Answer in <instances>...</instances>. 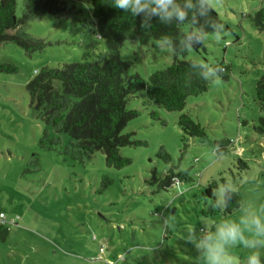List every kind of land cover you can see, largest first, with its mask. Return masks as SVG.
I'll return each mask as SVG.
<instances>
[{
  "label": "rangeland",
  "instance_id": "1",
  "mask_svg": "<svg viewBox=\"0 0 264 264\" xmlns=\"http://www.w3.org/2000/svg\"><path fill=\"white\" fill-rule=\"evenodd\" d=\"M14 1L21 18L23 0ZM65 1L73 4L70 13L45 14L20 26L42 40L43 49L27 54L13 43L0 44V64L16 68L0 71V213L7 229L0 264H200L189 235L207 220L237 218L242 203L264 205V133L255 130L264 110L254 93L264 72V30L248 17L262 0H209L223 29L203 35L204 50L178 57L206 67L207 89L187 97L182 112L148 104L142 93L131 95L126 108L138 115L122 134L141 144L119 149L129 159L120 168L107 166L101 152L89 159L70 155L68 137L45 132L29 104L25 85L40 69L81 62L85 51L91 52L88 60L104 59L90 1ZM119 56L130 63L129 74L144 80L173 61L171 48L154 40L125 41ZM214 66L227 67L226 79ZM180 113L198 123L204 136H184ZM170 169L187 170L192 181L176 182L184 191L177 192L175 183L155 192L146 183ZM212 181L216 200L223 182L233 186L238 209L223 215V206L202 195ZM232 251L244 264L249 250L237 245Z\"/></svg>",
  "mask_w": 264,
  "mask_h": 264
},
{
  "label": "trees",
  "instance_id": "2",
  "mask_svg": "<svg viewBox=\"0 0 264 264\" xmlns=\"http://www.w3.org/2000/svg\"><path fill=\"white\" fill-rule=\"evenodd\" d=\"M89 1L93 32L96 37L104 40L106 48L103 61L88 60L91 52L85 51L81 62L40 69L25 85V90L29 96L30 107L38 111L44 131L68 137L74 148L68 151L70 155L74 157L76 152L79 157L89 159L93 153L101 152L107 166L120 168L127 165L129 159L121 157L119 149L126 145L141 144L137 141L133 143L129 140V135L122 134L127 122L138 115L136 110L126 108L129 97L142 93L148 104H154L169 112H182L186 98L204 92L209 79L204 65L178 57H185L189 50H204L203 35L219 33L223 25L212 8L209 13L206 8L198 5V11L205 14L198 16L196 21L190 18L185 23L173 21L171 24H161L154 18L152 28L144 31L140 26V17L114 7L110 0ZM72 9L73 4L69 5L65 0H23L21 18H16L15 1L0 0V44L13 43L27 54L41 50L46 44L22 32L20 26L45 14L58 16L70 13ZM248 17L257 29L264 30V0ZM194 30L201 33L200 42L187 38L188 33ZM162 36L173 41L172 63L153 72L146 80L137 73L129 74L130 63L121 60L119 56L122 44L131 41L146 45L151 40L160 41ZM189 44L192 45L190 48ZM87 47L94 50L95 44L89 43ZM212 70L226 79L227 67L214 66ZM0 71L15 72L16 68L0 64ZM254 93L260 109L264 110V72L255 84ZM177 122L184 136H204V129L187 114L180 113ZM259 122L255 130L262 134L264 117L259 118ZM180 181H192L187 170L170 169L163 178L152 176L146 183L154 185L155 192H159ZM214 186V181L208 183L202 195L216 202V198L212 196ZM230 196L227 206H223V215H229L232 210L239 208L238 194L233 191ZM4 223L3 215V219H0L1 241L7 235Z\"/></svg>",
  "mask_w": 264,
  "mask_h": 264
},
{
  "label": "clouds",
  "instance_id": "3",
  "mask_svg": "<svg viewBox=\"0 0 264 264\" xmlns=\"http://www.w3.org/2000/svg\"><path fill=\"white\" fill-rule=\"evenodd\" d=\"M110 3L119 9L140 17V26L144 31L152 28L155 18L161 24L188 22L191 18L196 21L199 12L197 6L206 8L210 13L209 0H110ZM188 39L193 42L201 41V33L194 30L188 33ZM158 43L173 48L171 38L162 36ZM192 45L189 44L190 48ZM176 191L182 192L180 183H176ZM234 191L231 184L225 183L218 188L216 205L227 206ZM199 254L200 264H241V259L232 249L237 245L248 249L244 264H264V205L253 208L245 203L240 205L237 218H227L220 222L205 221L204 228L198 234L189 235Z\"/></svg>",
  "mask_w": 264,
  "mask_h": 264
},
{
  "label": "built area",
  "instance_id": "4",
  "mask_svg": "<svg viewBox=\"0 0 264 264\" xmlns=\"http://www.w3.org/2000/svg\"><path fill=\"white\" fill-rule=\"evenodd\" d=\"M0 219H3V215L2 214H0Z\"/></svg>",
  "mask_w": 264,
  "mask_h": 264
}]
</instances>
